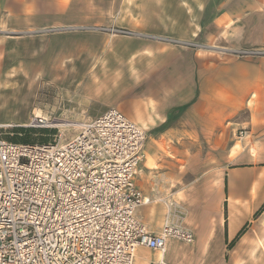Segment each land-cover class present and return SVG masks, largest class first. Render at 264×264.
Instances as JSON below:
<instances>
[{"label":"crops","instance_id":"0c3cea01","mask_svg":"<svg viewBox=\"0 0 264 264\" xmlns=\"http://www.w3.org/2000/svg\"><path fill=\"white\" fill-rule=\"evenodd\" d=\"M26 1L0 0V94L70 83L91 117L118 109L145 131L133 182L148 202L138 219L157 233L164 202H177L194 236L173 240L166 260L264 264V56L229 52L264 49V0H90L86 12L100 17L87 15L79 28L92 34L67 56L61 42L54 56L46 42L32 54L31 34L46 31L29 29L39 19ZM106 25L138 35L106 36ZM140 249L145 264L159 255Z\"/></svg>","mask_w":264,"mask_h":264},{"label":"built area","instance_id":"2783aa9c","mask_svg":"<svg viewBox=\"0 0 264 264\" xmlns=\"http://www.w3.org/2000/svg\"><path fill=\"white\" fill-rule=\"evenodd\" d=\"M229 52L264 56L261 48ZM44 118L34 116L29 124ZM2 129L0 264H133L135 251L144 247L160 253L152 264H170L164 256L168 239L193 242L177 202H164L157 233L138 219V208L148 202L133 182L145 131L118 109L108 107L79 122L72 136L45 144L10 141ZM245 134L240 128L236 136Z\"/></svg>","mask_w":264,"mask_h":264},{"label":"rangeland","instance_id":"374dc122","mask_svg":"<svg viewBox=\"0 0 264 264\" xmlns=\"http://www.w3.org/2000/svg\"><path fill=\"white\" fill-rule=\"evenodd\" d=\"M97 2L98 0H93L94 5ZM23 4L28 7L30 20L34 16L35 20L39 19L40 21V24L38 20V23L31 24L29 29H45L46 31L42 32V34H31L28 42L32 47L33 55L39 51V44L41 45L42 42H46L47 46H49L48 56L55 55L56 47L50 48V45H54L55 42H61L64 47L65 56L69 55L72 49L75 50L77 48L76 45H74L75 47L73 44L71 45L72 41L74 42L75 40V43H77L78 41L86 40L87 36L92 34L88 29L79 28L88 26L87 15L100 17V14L97 12H90V14L86 12L90 7V0H27ZM58 27H61L63 30L49 31L50 28L57 29ZM104 27L117 28L112 25ZM103 33L106 36L120 35L109 31ZM87 97L85 93H81L80 89H76V86L70 83H67V90L27 92L21 93V95L15 93L0 94V124L7 122L12 125L9 128L3 127L2 132L4 133V137L10 141L42 143L52 142L58 135L61 139H66L73 135L76 128L71 126L59 127L53 124L58 123L62 119L82 122L83 120L92 118L93 116H90L87 109L89 105ZM42 114L43 117L46 116L49 119L48 122L52 125H44L43 127L26 126L32 117H42ZM21 123L24 125H18ZM19 127H23L26 130L30 129V131H19L17 130ZM173 240L175 239L169 240L166 249L167 259L170 262L174 260L172 259L173 257H176L175 252L177 251V246ZM177 241L180 243L179 240ZM135 254H137L135 264L146 263V253L143 250L139 248L135 251Z\"/></svg>","mask_w":264,"mask_h":264},{"label":"bare ground","instance_id":"6f19581e","mask_svg":"<svg viewBox=\"0 0 264 264\" xmlns=\"http://www.w3.org/2000/svg\"><path fill=\"white\" fill-rule=\"evenodd\" d=\"M42 117H43V114H42ZM44 117H46V116H44ZM43 117V118H44ZM47 118V117H46ZM46 118H44V119H42L41 121H35V120H32L31 121V124H27L26 126H39V127H43L44 125H48L49 126V122H48V120H46ZM48 119V118H47ZM51 119V118H50ZM57 119V118H56ZM54 122H56V121H54ZM18 125H24V124H18ZM50 125H52V124H50ZM53 125H56V126H63V127H67V126H71V127H73V128H77L78 126H79V122L78 121H73V120H66V119H62V120H60L58 123H56V124H53ZM0 126L1 127H6V128H9V126H12L10 123H3V124H0ZM72 128V129H73ZM64 137V136H63ZM169 240V239H168ZM167 240V241H168ZM166 249H167V242H166V245H165V249H164V256H166ZM159 255H160V253H158ZM137 259V255L134 257V259ZM136 262H135V260H134V262H133V264H135Z\"/></svg>","mask_w":264,"mask_h":264},{"label":"trees","instance_id":"16d2710c","mask_svg":"<svg viewBox=\"0 0 264 264\" xmlns=\"http://www.w3.org/2000/svg\"><path fill=\"white\" fill-rule=\"evenodd\" d=\"M17 130H19V131H23V132H28V131H30V129H28V130H26V129H24L23 127H19ZM12 141H15V140H12ZM16 142H22V143H39V144H45V143H42V142H31V141H16Z\"/></svg>","mask_w":264,"mask_h":264}]
</instances>
